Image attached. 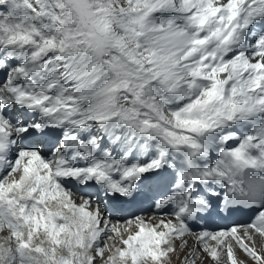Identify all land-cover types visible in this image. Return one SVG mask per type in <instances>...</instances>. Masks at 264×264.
<instances>
[{
    "label": "snow or ice",
    "instance_id": "6c2138e0",
    "mask_svg": "<svg viewBox=\"0 0 264 264\" xmlns=\"http://www.w3.org/2000/svg\"><path fill=\"white\" fill-rule=\"evenodd\" d=\"M178 250L264 264V0H0V264Z\"/></svg>",
    "mask_w": 264,
    "mask_h": 264
},
{
    "label": "rangeland",
    "instance_id": "374dc122",
    "mask_svg": "<svg viewBox=\"0 0 264 264\" xmlns=\"http://www.w3.org/2000/svg\"><path fill=\"white\" fill-rule=\"evenodd\" d=\"M183 258V253L178 252L173 256L172 264H182Z\"/></svg>",
    "mask_w": 264,
    "mask_h": 264
},
{
    "label": "bare ground",
    "instance_id": "6f19581e",
    "mask_svg": "<svg viewBox=\"0 0 264 264\" xmlns=\"http://www.w3.org/2000/svg\"><path fill=\"white\" fill-rule=\"evenodd\" d=\"M212 227H213V226H212ZM192 244H193V243H192ZM192 244L189 243L190 246H191ZM178 252H179V250H178Z\"/></svg>",
    "mask_w": 264,
    "mask_h": 264
}]
</instances>
